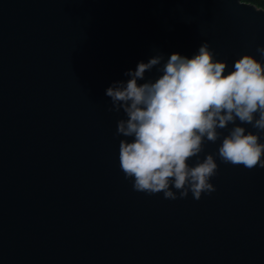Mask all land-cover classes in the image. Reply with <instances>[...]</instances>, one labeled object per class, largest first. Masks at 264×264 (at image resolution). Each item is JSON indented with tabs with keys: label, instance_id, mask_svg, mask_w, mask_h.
Wrapping results in <instances>:
<instances>
[{
	"label": "water",
	"instance_id": "water-1",
	"mask_svg": "<svg viewBox=\"0 0 264 264\" xmlns=\"http://www.w3.org/2000/svg\"><path fill=\"white\" fill-rule=\"evenodd\" d=\"M241 1L0 0V264H264V168L216 155L233 125L200 153L215 191L149 195L120 169L126 117L105 94L205 41L226 70L264 63V8Z\"/></svg>",
	"mask_w": 264,
	"mask_h": 264
},
{
	"label": "clouds",
	"instance_id": "clouds-1",
	"mask_svg": "<svg viewBox=\"0 0 264 264\" xmlns=\"http://www.w3.org/2000/svg\"><path fill=\"white\" fill-rule=\"evenodd\" d=\"M256 52L264 57V45ZM156 66L158 77L145 81V73ZM226 69V60L216 59L205 41L191 57L173 52L165 61L157 52L128 70L126 82L106 89L108 110H123L126 117L117 122V135L125 137L119 142V162L135 191L163 192L173 200L177 192L179 198L191 192L199 199L215 191L210 181L217 174L216 158L208 153L200 159V153L205 140L215 143L230 124L219 159L249 170L264 168V63L244 53ZM249 124L255 132L242 126ZM193 158L195 164L189 162Z\"/></svg>",
	"mask_w": 264,
	"mask_h": 264
},
{
	"label": "trees",
	"instance_id": "trees-1",
	"mask_svg": "<svg viewBox=\"0 0 264 264\" xmlns=\"http://www.w3.org/2000/svg\"><path fill=\"white\" fill-rule=\"evenodd\" d=\"M252 3V5L258 6L260 8H264V0H242L241 2Z\"/></svg>",
	"mask_w": 264,
	"mask_h": 264
}]
</instances>
